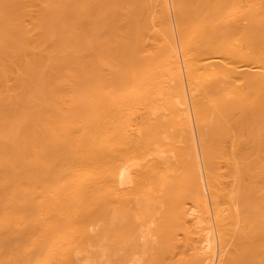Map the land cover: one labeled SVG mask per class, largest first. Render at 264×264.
<instances>
[{
    "label": "bare ground",
    "instance_id": "1",
    "mask_svg": "<svg viewBox=\"0 0 264 264\" xmlns=\"http://www.w3.org/2000/svg\"><path fill=\"white\" fill-rule=\"evenodd\" d=\"M0 264H264V0H0Z\"/></svg>",
    "mask_w": 264,
    "mask_h": 264
}]
</instances>
